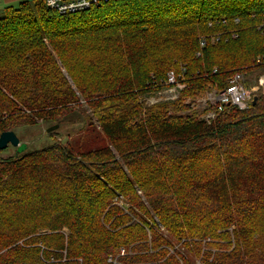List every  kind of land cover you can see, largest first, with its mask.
Masks as SVG:
<instances>
[{
	"label": "trees",
	"instance_id": "16d2710c",
	"mask_svg": "<svg viewBox=\"0 0 264 264\" xmlns=\"http://www.w3.org/2000/svg\"><path fill=\"white\" fill-rule=\"evenodd\" d=\"M260 70L264 0L6 8L0 135L60 125L81 98L107 143L0 158V264H264V84L214 120L196 105ZM170 72L178 100L146 107Z\"/></svg>",
	"mask_w": 264,
	"mask_h": 264
},
{
	"label": "rangeland",
	"instance_id": "374dc122",
	"mask_svg": "<svg viewBox=\"0 0 264 264\" xmlns=\"http://www.w3.org/2000/svg\"><path fill=\"white\" fill-rule=\"evenodd\" d=\"M29 1L33 2L35 0ZM18 4V2H14L11 3L10 6L15 7ZM6 8L7 7H4L0 10V15ZM244 81H246L245 86L251 93L253 101V98L255 97H253V93L256 94L258 88L264 84V70H260L257 74L244 78ZM165 94L166 92H162L152 96V98H143L142 100L146 102V107H151L152 105L162 103L161 101L165 100ZM80 102L82 104V109L70 114L64 122L58 125L59 128L51 133H47V131L55 125L43 122H40L37 125L23 126L16 129L15 133L21 143H26L28 145L27 152L28 150H42L53 145L55 142H61L65 145L71 144L74 147L83 146L86 149L98 148L104 144L106 145V138L102 135L101 127L94 118L91 110L81 98ZM199 108L202 110L204 107ZM208 112L209 111L205 114ZM112 151L117 154L115 149ZM15 153L16 149L9 146L8 149L0 152V158H8L13 156ZM195 264H201L200 260H197Z\"/></svg>",
	"mask_w": 264,
	"mask_h": 264
},
{
	"label": "built area",
	"instance_id": "2783aa9c",
	"mask_svg": "<svg viewBox=\"0 0 264 264\" xmlns=\"http://www.w3.org/2000/svg\"><path fill=\"white\" fill-rule=\"evenodd\" d=\"M101 1L102 0H42L48 10L56 12L61 16L88 11L99 6ZM243 77L244 76L239 74L235 75L225 89L221 91L213 90L196 101L197 108H212V110L203 116L204 120H214L217 114L223 112L225 106H233L239 110L248 108L249 103L252 101V95L249 90H247ZM165 85L166 87L162 91L164 93L166 92L165 100L161 102H174L178 100L181 91L186 87L181 75L177 76L174 72L168 74Z\"/></svg>",
	"mask_w": 264,
	"mask_h": 264
},
{
	"label": "water",
	"instance_id": "95a60500",
	"mask_svg": "<svg viewBox=\"0 0 264 264\" xmlns=\"http://www.w3.org/2000/svg\"><path fill=\"white\" fill-rule=\"evenodd\" d=\"M258 98L255 96L253 98L252 104L255 105ZM59 128L58 125L50 128L47 133H51ZM12 146L16 149L17 154H23L27 151L28 145L26 143H21L20 139L14 131L4 132L0 135V152L8 149Z\"/></svg>",
	"mask_w": 264,
	"mask_h": 264
},
{
	"label": "crops",
	"instance_id": "0c3cea01",
	"mask_svg": "<svg viewBox=\"0 0 264 264\" xmlns=\"http://www.w3.org/2000/svg\"><path fill=\"white\" fill-rule=\"evenodd\" d=\"M22 1H25V0H1L0 1V10L4 7H13V6H10L11 3H14V2H22ZM17 6V5H16Z\"/></svg>",
	"mask_w": 264,
	"mask_h": 264
}]
</instances>
